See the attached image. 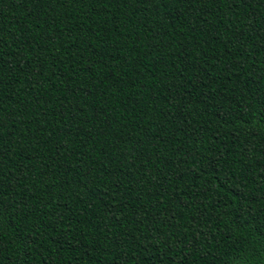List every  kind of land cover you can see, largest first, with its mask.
<instances>
[{
    "label": "trees",
    "instance_id": "1",
    "mask_svg": "<svg viewBox=\"0 0 264 264\" xmlns=\"http://www.w3.org/2000/svg\"><path fill=\"white\" fill-rule=\"evenodd\" d=\"M0 264H264V0H0Z\"/></svg>",
    "mask_w": 264,
    "mask_h": 264
}]
</instances>
